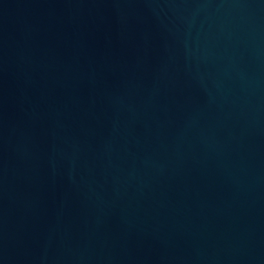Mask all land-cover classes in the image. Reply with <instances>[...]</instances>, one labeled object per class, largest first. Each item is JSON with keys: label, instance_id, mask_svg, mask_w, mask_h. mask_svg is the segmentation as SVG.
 Returning <instances> with one entry per match:
<instances>
[{"label": "water", "instance_id": "obj_1", "mask_svg": "<svg viewBox=\"0 0 264 264\" xmlns=\"http://www.w3.org/2000/svg\"><path fill=\"white\" fill-rule=\"evenodd\" d=\"M0 264H264V0H0Z\"/></svg>", "mask_w": 264, "mask_h": 264}]
</instances>
